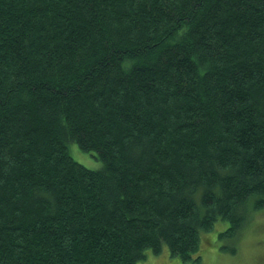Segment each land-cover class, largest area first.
<instances>
[{"label":"trees","instance_id":"trees-1","mask_svg":"<svg viewBox=\"0 0 264 264\" xmlns=\"http://www.w3.org/2000/svg\"><path fill=\"white\" fill-rule=\"evenodd\" d=\"M263 209L264 0H0V264L198 263Z\"/></svg>","mask_w":264,"mask_h":264},{"label":"rangeland","instance_id":"rangeland-1","mask_svg":"<svg viewBox=\"0 0 264 264\" xmlns=\"http://www.w3.org/2000/svg\"><path fill=\"white\" fill-rule=\"evenodd\" d=\"M72 157L91 169H100L102 161L94 153L82 151L76 144H71ZM230 227L229 221L218 220L208 233H201L200 248L196 255L201 262H182L170 255L168 246L161 255L147 250L146 259L139 264H264V209L250 212L247 223L234 237H220V233ZM221 247H224L221 248ZM235 249V253L231 250Z\"/></svg>","mask_w":264,"mask_h":264}]
</instances>
